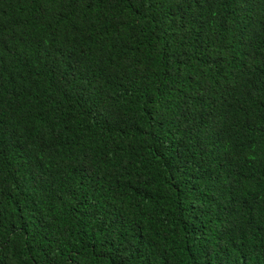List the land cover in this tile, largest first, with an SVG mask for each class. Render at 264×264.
<instances>
[{"label":"trees","instance_id":"16d2710c","mask_svg":"<svg viewBox=\"0 0 264 264\" xmlns=\"http://www.w3.org/2000/svg\"><path fill=\"white\" fill-rule=\"evenodd\" d=\"M0 264H264V0H0Z\"/></svg>","mask_w":264,"mask_h":264}]
</instances>
